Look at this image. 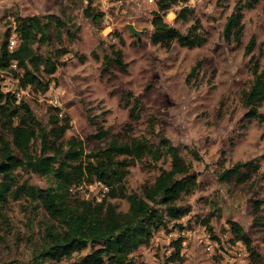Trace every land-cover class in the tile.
Masks as SVG:
<instances>
[{
  "label": "rangeland",
  "instance_id": "rangeland-1",
  "mask_svg": "<svg viewBox=\"0 0 264 264\" xmlns=\"http://www.w3.org/2000/svg\"><path fill=\"white\" fill-rule=\"evenodd\" d=\"M184 8L189 10L186 18L177 19ZM87 9L103 15L94 22ZM157 9V0H0V48L17 15L54 16L65 23L62 42L36 45L39 52L60 62L48 78L49 90L20 89L9 75L3 76V90L17 92L45 130L51 129L60 109L61 118L68 117L71 126L65 138L83 141L87 153L115 141L139 138L161 146L160 141L167 139L193 165L200 185L179 202L189 208L179 221L183 229L172 223L155 231L151 244L140 247L130 264H179L171 261L179 238L183 240L180 264H252L246 246L232 242L229 222H238L264 259V119L250 120L243 101V92L253 83L254 65L264 63V0H190L175 5L165 21L183 33L198 22L206 38L193 49L177 41L170 45L152 41ZM237 9L244 25L239 39L225 35L228 18ZM128 25H134L140 35H133ZM117 49L123 52L127 70L113 65L106 72L105 58L114 57ZM63 51L68 53L60 56ZM257 111L264 116V100ZM33 150L39 152V144ZM11 155L26 162L0 124V162ZM244 163L260 166L249 180L221 179L225 170ZM170 166L171 159L165 155L157 162L149 155L135 162L125 182L127 195L143 199L161 167ZM241 170L245 173L247 168ZM14 176L18 186L43 189L49 185L48 178L29 168L17 170ZM91 188L99 192L98 186ZM111 202L119 212L129 209L126 198ZM2 210L0 264H76L90 252L62 261L41 257L46 232L58 230L60 223L39 201L24 195L9 196ZM208 219L212 232L202 224Z\"/></svg>",
  "mask_w": 264,
  "mask_h": 264
},
{
  "label": "trees",
  "instance_id": "trees-1",
  "mask_svg": "<svg viewBox=\"0 0 264 264\" xmlns=\"http://www.w3.org/2000/svg\"><path fill=\"white\" fill-rule=\"evenodd\" d=\"M190 0H157V11L153 14L154 43L170 45L177 41L188 48L200 47L206 41L201 35L197 23L187 33L165 21L166 14L175 6ZM91 9V8H90ZM90 9L86 13L94 22L103 14H94ZM189 10H181L177 19ZM65 23L54 16H20L14 18L13 27L8 30V39L0 48V124L12 137L20 158L7 156L0 162V218L8 197L21 195L33 201H39L52 220L60 223L58 230H49L45 234L47 242L41 257L62 261L89 253L76 261V264H130L131 256L142 246H149L154 232L174 223V228L183 229L179 221L188 214L189 208L179 206L181 200L193 194L199 187V175L191 163L181 155L178 147L169 140L162 139L161 146L150 140L134 138L128 142L110 143L98 152L87 153L84 142L76 137L65 138L70 129L69 118H61V110L51 122V129L45 130L37 120L31 107L17 96V92L3 90L4 75L18 81L20 89L33 88L37 91L49 90L51 80L59 67L56 56L41 53L36 45H50L53 40L63 41ZM244 25L242 12L238 10L228 18L225 35L241 38ZM11 36L16 37V45L8 46ZM254 42L247 47L251 53ZM68 51H63L64 56ZM114 57L105 58L106 72L113 65L127 70L121 49L113 51ZM254 79L249 90L243 92V101L249 109L247 116L252 119H264L257 106L264 100V63L257 62L253 67ZM137 102L139 100L136 98ZM139 107V103L137 105ZM107 135V132L104 133ZM39 144L40 151L33 150ZM146 155L156 162L165 157L171 159L169 169L161 167L155 183L149 187L143 199L137 200L127 195L125 182L130 167L142 161ZM241 166L247 168L243 173ZM259 164L244 163L221 174L224 181L233 178L246 181L258 172ZM49 179L47 188H36L27 184L19 185L15 179L17 170L26 171ZM100 181L109 188L102 201H95L72 192V188L84 182ZM126 198L129 202L127 212H119L112 199ZM258 204L257 211L260 209ZM234 244L241 242L251 252L252 264H264V259L252 244L251 238L236 221H230ZM212 232L210 219L202 222ZM182 238L176 242V250L171 261L181 263L180 249ZM139 264H149L141 262Z\"/></svg>",
  "mask_w": 264,
  "mask_h": 264
},
{
  "label": "built area",
  "instance_id": "built-area-1",
  "mask_svg": "<svg viewBox=\"0 0 264 264\" xmlns=\"http://www.w3.org/2000/svg\"><path fill=\"white\" fill-rule=\"evenodd\" d=\"M151 2H154V0H151ZM16 45V38L15 36H12L10 39V45L9 48L12 49ZM94 185L98 186L99 192H95L94 190H91ZM72 192L74 193H84L86 195V198L95 200V201H102L103 197L107 192H109V188L103 184L100 181H96L95 183H91L89 185L83 183L79 186H75L72 188Z\"/></svg>",
  "mask_w": 264,
  "mask_h": 264
},
{
  "label": "water",
  "instance_id": "water-1",
  "mask_svg": "<svg viewBox=\"0 0 264 264\" xmlns=\"http://www.w3.org/2000/svg\"><path fill=\"white\" fill-rule=\"evenodd\" d=\"M127 28L130 30V32L135 35V36H138L140 35V31H138L134 25H128Z\"/></svg>",
  "mask_w": 264,
  "mask_h": 264
}]
</instances>
